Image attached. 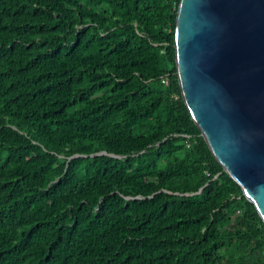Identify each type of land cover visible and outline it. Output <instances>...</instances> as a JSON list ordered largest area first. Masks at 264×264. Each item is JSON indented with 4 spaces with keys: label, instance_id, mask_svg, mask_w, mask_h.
I'll use <instances>...</instances> for the list:
<instances>
[{
    "label": "trees",
    "instance_id": "obj_1",
    "mask_svg": "<svg viewBox=\"0 0 264 264\" xmlns=\"http://www.w3.org/2000/svg\"><path fill=\"white\" fill-rule=\"evenodd\" d=\"M180 3L0 0V264H264L183 96Z\"/></svg>",
    "mask_w": 264,
    "mask_h": 264
},
{
    "label": "water",
    "instance_id": "obj_2",
    "mask_svg": "<svg viewBox=\"0 0 264 264\" xmlns=\"http://www.w3.org/2000/svg\"><path fill=\"white\" fill-rule=\"evenodd\" d=\"M175 47L194 120L264 219V0H181Z\"/></svg>",
    "mask_w": 264,
    "mask_h": 264
},
{
    "label": "built area",
    "instance_id": "obj_3",
    "mask_svg": "<svg viewBox=\"0 0 264 264\" xmlns=\"http://www.w3.org/2000/svg\"><path fill=\"white\" fill-rule=\"evenodd\" d=\"M165 82H167L166 78L164 79Z\"/></svg>",
    "mask_w": 264,
    "mask_h": 264
}]
</instances>
